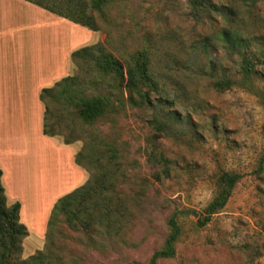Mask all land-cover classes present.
<instances>
[{
	"label": "rangeland",
	"instance_id": "1",
	"mask_svg": "<svg viewBox=\"0 0 264 264\" xmlns=\"http://www.w3.org/2000/svg\"><path fill=\"white\" fill-rule=\"evenodd\" d=\"M239 5L242 30L254 38L243 53L212 38L231 24L219 14L196 17L189 0H117L106 17L95 14L100 30H90L88 46L102 43L123 63L147 50L161 92L151 93L150 106L127 104L113 122L92 126L74 122L67 110L52 104L49 122L65 117L57 138L73 141L78 153L91 142L97 156L103 152L110 158V146L117 149L113 161L122 167L119 188L121 198L130 199L129 211L116 228L96 233L74 231L61 219L52 236L47 237V227L38 248L23 247L14 264L39 252L51 258L50 264H149L163 247L174 215L182 227L176 256L159 264H264V169L259 168L264 156V0ZM207 37L214 44L208 49L203 45ZM245 56L255 62L248 80L242 73ZM74 65L70 76L81 75L87 85L95 79L91 66ZM212 74L226 75L235 85L218 91ZM88 91L109 89L89 85ZM224 171L241 179L226 208L198 227ZM143 178L145 195L134 197ZM88 180L78 186L71 181L63 191Z\"/></svg>",
	"mask_w": 264,
	"mask_h": 264
},
{
	"label": "trees",
	"instance_id": "2",
	"mask_svg": "<svg viewBox=\"0 0 264 264\" xmlns=\"http://www.w3.org/2000/svg\"><path fill=\"white\" fill-rule=\"evenodd\" d=\"M41 7L61 18L67 19L81 27L97 32L100 25L96 13L106 17V10L117 0H25ZM231 4H217L214 0H189L192 12L196 17L219 14L231 24L222 28L212 38L222 41L229 49L243 53L254 38L242 30L239 2L256 5L261 0H230ZM209 37L204 39L206 49L211 47ZM72 61L81 68L84 64L91 66L97 73L89 85H107L108 93H89V85L84 77L77 74L68 76L50 88L41 91L40 99L45 104L44 134L50 137L62 136L59 123L65 119L60 117L57 122H49L51 105H59L67 110L74 121L85 125H95L101 120L114 121L128 104L133 108H141L152 104L151 93H160V85L151 67L150 54L142 50L131 56L126 63L119 60L104 44L96 43L74 51ZM242 73L245 79H251L255 74V62L246 56L242 62ZM213 87L218 91L231 89L235 82L228 76L211 75ZM217 77V78H216ZM118 102V104H116ZM168 103H171L168 101ZM73 141L64 140V144ZM96 144L89 143L85 150L75 156V163L89 172V180L82 186L61 197L54 205L49 221L47 237L54 234L57 224L64 219L67 225L77 232L96 233L102 228L114 229L129 211L130 199H122L120 180L124 178L120 163L114 162L117 149L110 146V158L103 152L97 156ZM102 157V159H100ZM106 158V159H105ZM167 164V161H165ZM261 170L264 169V156L260 160ZM168 175V173L166 172ZM3 172L0 169V264H14L15 256L22 252L23 241L29 232L20 222L21 205L19 202L8 206L5 189L2 185ZM157 179L159 177L157 176ZM241 179L238 173L222 172L217 179V192L213 200L198 220V227H205L212 217L222 212L233 191ZM147 187V179L141 180L140 188L134 197L143 198ZM122 222V221H121ZM170 233L163 247L156 251L149 264H159L160 261L176 256V245L182 235V227L177 216L169 220ZM118 231V230H116ZM42 252L30 257L28 261L15 264H50Z\"/></svg>",
	"mask_w": 264,
	"mask_h": 264
},
{
	"label": "crops",
	"instance_id": "3",
	"mask_svg": "<svg viewBox=\"0 0 264 264\" xmlns=\"http://www.w3.org/2000/svg\"><path fill=\"white\" fill-rule=\"evenodd\" d=\"M90 36L89 29L30 2L0 0V169L7 205H21L20 222L29 232L24 248H38L69 182L88 180L75 163L79 148L44 134L40 94L72 75L71 55L88 46Z\"/></svg>",
	"mask_w": 264,
	"mask_h": 264
}]
</instances>
